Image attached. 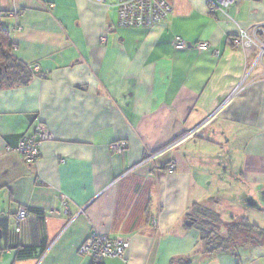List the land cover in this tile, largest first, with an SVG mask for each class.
<instances>
[{
	"label": "crops",
	"instance_id": "crops-1",
	"mask_svg": "<svg viewBox=\"0 0 264 264\" xmlns=\"http://www.w3.org/2000/svg\"><path fill=\"white\" fill-rule=\"evenodd\" d=\"M167 1L164 22L124 28L88 0H0L20 12L4 22L29 74L0 88V264H92L79 251L93 235L129 244L102 264H264V246L203 254L186 224L200 204L264 228V55L234 45L242 31L264 40V0L215 14L206 0ZM38 122L53 140L28 164L14 149Z\"/></svg>",
	"mask_w": 264,
	"mask_h": 264
},
{
	"label": "built area",
	"instance_id": "built-area-1",
	"mask_svg": "<svg viewBox=\"0 0 264 264\" xmlns=\"http://www.w3.org/2000/svg\"><path fill=\"white\" fill-rule=\"evenodd\" d=\"M96 4L108 5L115 7L118 13V25L124 28H141L154 26L164 22L172 12V7L167 0H116L110 5L112 0H88ZM208 3V10L211 14L217 11H224L229 6H239L243 0H206ZM20 12L11 11L9 17L18 18ZM22 28L17 26L14 32L21 31ZM250 35L246 31H242L239 38L234 40L236 47L250 49L257 47L260 50L261 56L264 55V40L256 39L255 35ZM173 46L177 50L186 49L189 44L181 37H176ZM198 51H206L209 49V43L200 42L194 47ZM31 70L41 79L45 75L41 73L38 65H32ZM53 135L48 128L42 123L38 122L34 133L28 137H24L19 145L14 149L19 153L24 161L28 164H35L40 157V150L44 142L52 141ZM111 149L117 154H123L127 151L128 145L121 141L111 145ZM7 147V151H11ZM159 154L149 157L150 161L155 160ZM176 166L170 163L166 167V172L169 174L176 172ZM30 213L28 209L21 208L12 216L15 225V232L20 233L23 224L28 220ZM153 224L157 225V220H153ZM129 248V244L124 240H109L103 235H93L80 249V254L89 257L92 263L102 264L107 259H122Z\"/></svg>",
	"mask_w": 264,
	"mask_h": 264
},
{
	"label": "trees",
	"instance_id": "trees-1",
	"mask_svg": "<svg viewBox=\"0 0 264 264\" xmlns=\"http://www.w3.org/2000/svg\"><path fill=\"white\" fill-rule=\"evenodd\" d=\"M7 17L9 13H0V67L3 69L0 88L23 86L29 79L28 69L12 56L15 43L4 22ZM192 210L193 215L190 218L195 219L193 228L198 232L203 254L213 256L241 246H264V229L252 225L243 217L224 222L218 213L200 204H194ZM33 252L34 248L25 249L19 252V256L28 257Z\"/></svg>",
	"mask_w": 264,
	"mask_h": 264
},
{
	"label": "rangeland",
	"instance_id": "rangeland-1",
	"mask_svg": "<svg viewBox=\"0 0 264 264\" xmlns=\"http://www.w3.org/2000/svg\"><path fill=\"white\" fill-rule=\"evenodd\" d=\"M211 188H214V184H213V186L211 187ZM243 203H246V202H244L243 200H242V202L241 203H239V204H241V206L243 205ZM230 205V204H229ZM212 206H214V205H211V208H212ZM240 206V207H241ZM235 208H239V206L238 207H235ZM223 211H222V210ZM241 209V208H240ZM221 212H222V214H223V220H225V221H228V218L231 216V214H233L234 213V208L232 207L231 209H225V208H222V207H220V209H219ZM225 210H226V212H225ZM242 211V214L245 216V215H247V212L249 211V209H247V208H244L243 207V209H241ZM228 211V212H227ZM243 218H245V217H243ZM262 229H264V228H262ZM239 248V247H238ZM237 249V248H236Z\"/></svg>",
	"mask_w": 264,
	"mask_h": 264
},
{
	"label": "water",
	"instance_id": "water-1",
	"mask_svg": "<svg viewBox=\"0 0 264 264\" xmlns=\"http://www.w3.org/2000/svg\"><path fill=\"white\" fill-rule=\"evenodd\" d=\"M2 73H3V69L0 67V75H2ZM200 137H203V135L201 134V135H199ZM195 223V219L194 218H191V219H189L188 221H187V225L188 226H192L193 224Z\"/></svg>",
	"mask_w": 264,
	"mask_h": 264
}]
</instances>
